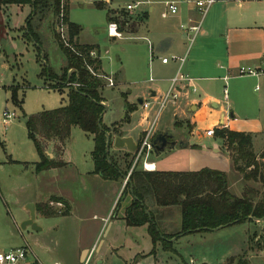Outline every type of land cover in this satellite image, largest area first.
<instances>
[{
  "label": "crops",
  "instance_id": "0c3cea01",
  "mask_svg": "<svg viewBox=\"0 0 264 264\" xmlns=\"http://www.w3.org/2000/svg\"><path fill=\"white\" fill-rule=\"evenodd\" d=\"M62 1L68 7L69 22L75 24L69 18V0ZM188 1L189 3H187ZM195 1L201 0H134V5L136 3L148 5L144 9L137 10L134 14L135 10L126 11V7L131 4L125 6V10L122 12L130 14L132 17L145 16L142 21H139L136 33L126 34L122 32L120 40L125 37L136 36L142 31L143 34L139 39L146 43L148 52L146 74L143 72L131 75L127 69H123V63L120 62L115 71L107 73L102 49L96 41H84L82 38L83 28L81 25L75 24L82 28V32L75 43L79 46L96 47L98 53L96 56L100 63L98 72L111 77L114 81L113 88L109 89L104 86L101 91L105 100L103 103L105 111L101 119L102 125L110 128L112 125L118 124L116 128L123 138L139 141L143 131L150 126L157 115L158 107L153 108V105H157L160 98L169 89L170 79L179 70L177 62H169L163 65L161 60L171 57L182 58L186 53L187 37L180 30V25H192L198 20V14L192 5V2ZM82 2L84 4L82 3L81 6L86 3L94 7L97 3H104L103 8L106 9V12L111 13L113 17H117L119 14L117 10L109 7L112 0H82ZM167 2L177 3L178 14L166 19L161 18L169 22L163 24V30H160L163 31L160 32L162 37L160 40L166 46V52L158 55L155 53L154 45H150L149 41L146 42L151 33L147 14L154 12V8L151 6L153 5L162 7L161 15L165 10L164 4ZM11 7H16L22 17L18 23V25H22L16 28L18 31L25 26V20L31 11L26 6H8L0 10V49L8 41L12 44L14 37L10 35L16 34L14 32L16 30L10 28L6 20V13ZM206 20L208 21L207 26L204 27ZM204 22L201 33L195 38L193 47H191L184 64L180 68L182 74L194 81L189 84V93L186 96H181L176 106H168L158 115L154 138L166 135L167 146L162 153L154 154L152 152L146 162L154 167V171L159 172L188 173L198 172L202 169L222 172L227 176L229 191L240 197L243 182L241 177L232 170L228 153L224 148V141L218 138L221 147L212 144L213 147L210 148H201V146L206 139L209 141L215 138V135L213 137L205 135V132L211 128L214 130L223 128L250 135L257 133L255 125L258 123L254 122H258L261 114H264L262 101L264 94V0H218L207 12ZM108 23L105 14V25L101 30L104 31L108 39L117 40L108 37L106 31ZM92 33L95 34L96 32ZM46 38L52 46L53 54H59L55 44L51 41V37L46 36ZM136 38L138 39V37ZM46 51L49 60L48 52L50 49ZM105 53L107 54L106 51ZM240 68H249L261 73L257 77L239 76ZM241 80H248L249 84L243 86L239 83ZM258 86L259 89H257ZM192 88L196 91L192 92ZM224 90L226 96L223 94ZM260 90H263V93L257 94L254 100L249 97V94L257 93ZM105 91H109L111 94L104 97ZM66 93L67 89L62 92L65 96ZM143 103H149L150 107L143 109L141 107ZM61 105L64 104L61 103ZM127 106L132 108L133 112L129 113ZM109 111L112 113L113 119L108 125H105L103 120ZM125 116L126 119L123 121ZM245 118L250 120V123H254L247 125L250 127L249 129H243L239 126V119L245 120ZM262 120L258 132L261 134L257 143V150L259 151L258 153L255 151L257 155L264 148V119ZM176 121H180L182 124H178ZM189 126L191 128L190 133ZM197 132H199L198 136H196ZM115 137V135L111 136L112 141L108 154L122 167L121 157L130 153L124 149L117 150L113 147L112 142ZM255 142L256 140L253 139V149ZM171 143L174 144L173 147H170ZM49 144L52 148L49 147ZM2 145L0 146L1 149ZM55 147L56 143H48L45 146V155L49 160L63 162L61 158L65 151V145L61 156L55 153ZM194 148L199 149V151ZM63 163L65 164L63 167L41 173L35 172V164L26 166V169H29L26 170L25 175L27 182L20 194L22 210L25 212L23 221L28 218L25 208L29 204L34 205L35 223L39 222L38 219H55L58 221L55 229L53 228L56 231L53 253L57 257L56 253L63 249L71 257L70 261H61L60 264H81L86 252L89 253L91 250H93L92 264L97 260L102 261V264H111L113 258L122 264H135L138 260L147 259H151L152 264H223L227 259L242 254H245L249 264L258 260L264 261V221L257 220L214 231L181 236L178 240L171 241L174 244L176 254L163 252L158 248L155 255H150L152 244L146 227L129 228L125 226L123 221L124 212L130 204L129 197L122 195L125 187L124 179L111 182L93 175L92 161L91 164L85 165ZM139 164L141 166V162ZM5 165L11 164L0 163V170H3ZM135 165L132 163L131 168ZM53 199L61 200L66 204L70 210L67 217L40 216L36 212L37 203ZM121 202L123 203L121 204ZM41 231L42 229L39 232ZM119 232H122L134 244V250L128 260L123 257L124 247L118 243ZM252 235L256 236L255 240L263 243L260 245V248H263L260 252L250 250L249 237ZM145 236L148 242L141 246L140 239L144 241ZM194 237L198 239L196 240ZM199 247L210 249V253H213L216 248L224 247V249L218 251L216 258H212L213 262L210 263L206 259L207 256H211L210 253H200L201 255L195 258V250ZM257 248H259L258 245ZM183 251L186 253L183 254Z\"/></svg>",
  "mask_w": 264,
  "mask_h": 264
},
{
  "label": "trees",
  "instance_id": "16d2710c",
  "mask_svg": "<svg viewBox=\"0 0 264 264\" xmlns=\"http://www.w3.org/2000/svg\"><path fill=\"white\" fill-rule=\"evenodd\" d=\"M101 5L97 3L95 8L103 10ZM8 6H26L31 9L21 31L23 39L33 45L37 56L41 58L42 54L45 66H41L39 77L44 79V84L51 90L62 93L67 89L64 105L54 110L41 111L25 119L28 137L39 157L35 172L41 173L65 165L61 161L49 160L44 152L45 146L51 142L56 143L55 153L61 156L63 147L70 138L71 129L78 128L92 138V174L104 181L118 182L124 179L135 156L124 154L121 157V167L105 152L106 134L110 137L122 136L116 128L118 124L107 128L101 122L105 111V100L101 91L105 83L87 69L90 67L95 75H102L98 72V57H89L90 52H96V47L79 46L75 43L82 28L69 22L68 7L62 0H0V10ZM121 13L127 16L126 13ZM144 17L137 16L119 21L106 12L107 22L118 23L117 26L121 29L127 27L126 33L129 34L136 33L139 21ZM49 20L51 41L61 57V67L57 73L47 63L46 46L49 40L42 33L44 24ZM61 24L66 28L67 46L57 33ZM72 83H77L78 88H70L68 84ZM11 91L12 103L21 108V102L15 94L16 89L11 88ZM127 110L129 113L133 112L128 106ZM125 119L126 116L123 121ZM214 135L224 141L232 170L241 177L243 190L240 197L229 191L227 176L224 173L210 169L188 173L146 172L137 169V165L130 173L122 194L130 199L123 221L129 228L146 227L152 244L150 255H155L158 248L163 252L176 254L171 240H178L181 236L242 225L251 220L264 221V148L257 155L250 134L217 129ZM53 201L66 205L61 200ZM44 213L47 217L56 216L50 209L47 211L44 208ZM66 214L68 209L62 216ZM223 264L249 262L245 259V254H242L227 259Z\"/></svg>",
  "mask_w": 264,
  "mask_h": 264
},
{
  "label": "rangeland",
  "instance_id": "374dc122",
  "mask_svg": "<svg viewBox=\"0 0 264 264\" xmlns=\"http://www.w3.org/2000/svg\"><path fill=\"white\" fill-rule=\"evenodd\" d=\"M133 1L134 0H112L111 6L109 7L119 12L118 16L115 18H118L119 21L123 19L128 20L129 18H136V16L132 17L130 14L125 16L120 13L125 10V6L127 4H131V6L134 5ZM217 2L218 0H216L215 4ZM69 3L70 21L81 25L83 28L82 38L84 41L93 40L96 41V43L100 46L102 49V56L105 57L103 62L105 63V71L107 73L115 71V69L119 67L120 62L123 63V69H127L131 75L143 72L146 74L148 52L146 43L139 39V37L141 38L143 34L142 31H140L136 36H129L123 38L122 40L117 39L113 41L108 39L104 31L101 30V28L105 25L106 9L97 10L93 5H88L86 3L84 6H81L83 3L82 0H69ZM101 4V6L104 5V3ZM135 5H137V8L133 14L137 12V10L148 7V5H143L141 3H136ZM151 6L154 8V12L152 14H147L149 18V30L151 33L148 35L149 39L147 38L146 42L149 41L150 45H154V50L156 51L154 52L160 55L161 53L166 52V46L160 40V38H162L160 36V32H163L160 30H163V24H166L169 21H164L161 19L160 11L162 10V7L153 5ZM6 14L7 24L10 28L16 30L19 25H22H18L22 17L19 15L16 7H11L8 9ZM131 20L133 21L134 19ZM49 22L50 20L44 24L42 33L44 36L51 37V33L48 31ZM207 22V20L204 22V27L207 26ZM127 29V27L122 29L119 28V31L121 34H123L126 33ZM19 31L16 30L14 31L16 34L10 35L14 37L12 44L10 41H8L3 45L2 49H0V142L3 144L2 149L0 148V163L11 164L5 165V168L0 170V250H9L27 245L31 248L36 257L44 261L46 264H51L56 261L60 263L61 261L68 262L70 261L71 257L63 249L56 253L57 257L53 253L54 239H56V231L54 229L58 224L57 220L38 219L39 222L35 224L37 227H41V232H33L30 227L26 228L25 230H21L20 228L21 224L24 222L22 219L25 213L22 210V200H20V194L24 190L25 183L27 182V178L25 181V175L26 170L29 169H26V166H32V164H36L39 161L35 147L28 137V133L25 128V119L26 117L35 115L41 111L57 109L60 107L61 103L65 104L66 96L65 94L58 93L55 90L47 89L45 87L46 85L44 84V79L39 77L41 66H44V63L42 62L41 58L37 56L33 45L26 42L23 39V33H21V30ZM94 31L96 32L95 34L92 33ZM136 37H138V39ZM192 45L190 46L187 55L189 54L191 47H193ZM49 46L50 42L47 43V48L50 49L48 52L49 60H47V63L49 67L57 73L61 67V57L59 54L54 55L53 50L51 49L52 46ZM187 46L188 42H186V48ZM239 83L243 86H247L249 81L241 80ZM11 88L16 89L15 94L18 101L21 102V108L15 106L12 103ZM120 89L124 91V89ZM257 89H259V86ZM109 91H105L103 96L108 97L111 94ZM262 91L263 90H260L257 93H251L252 96L249 94V97L254 100L257 94L263 93ZM262 101L264 103V94ZM156 107L157 105H153V108ZM5 109L15 113V119L9 123L7 127H4L1 124V114ZM111 114L112 113L109 111L104 117L103 123L105 125H108L111 119H113ZM262 119H264V114H261L258 122L253 121L254 123H258L255 125V130L257 133H252L251 135L253 139L256 140L254 151L257 153L259 151L257 150V143L261 138V134L258 132L263 122ZM176 123L182 124L180 121H176ZM254 123H250V120L246 118L245 120L239 119V126H241L243 129H249L250 127L247 125ZM190 131L191 128L189 126V133ZM198 134L199 132H197L196 136H198ZM92 144L91 137L82 133L78 128H72L70 138L65 144V151L61 160L71 164H91L90 152L93 148ZM211 144L221 147V142L217 137H215L209 141L206 139L204 143H202L201 148L213 147ZM49 147L52 148L50 144ZM196 150L199 151V149ZM197 155H199V153H197ZM10 160L14 163H11ZM137 167V169L143 170L142 164L141 166L139 164ZM56 203L57 202H54L53 200H46L45 202L37 203L35 210L40 216H45V208L47 211L50 209L51 211L55 212L56 217H67L70 214L69 208H67L66 205L57 207ZM122 203L123 202H121V204ZM66 209H68V214L62 216L63 213L66 212ZM254 235L249 237L251 245L250 250L260 252L263 250V248H260V245H263V243H260L259 240H255L256 236ZM117 238H119L118 243L122 244L124 247L123 257L125 260H128L134 250V244H132L128 237L124 236L122 232L118 233ZM194 238L196 240L198 239L197 237ZM145 242H148L146 236L144 241L140 239L141 246ZM256 244L259 246V248H257ZM223 249L224 247L216 248L214 249L213 253H210V249L206 247H199L195 250L194 254L195 258H198L201 255L200 253H210L211 256H207L206 259L212 263L213 259L216 258L215 256L217 255V252ZM185 253L186 251H183V254ZM111 264L122 263L116 258H113ZM135 264H152V260H138L135 262ZM253 264H264V261H254Z\"/></svg>",
  "mask_w": 264,
  "mask_h": 264
},
{
  "label": "built area",
  "instance_id": "2783aa9c",
  "mask_svg": "<svg viewBox=\"0 0 264 264\" xmlns=\"http://www.w3.org/2000/svg\"><path fill=\"white\" fill-rule=\"evenodd\" d=\"M216 0H201V1H195L192 2V5L194 9L196 10L198 14V20L194 22L192 25H180V30L186 35L187 37V50L182 58L177 57H171V58H164L161 60V63L163 65L168 64L169 62H177L179 65V70L175 74L174 77L170 79V86L168 91L164 94L163 97L160 98V100L157 103L158 112L156 117L154 118L153 122L150 124V126L145 129L142 133L141 138L139 139V145L138 149L134 154V160L133 164L137 165L139 162L142 164L143 171L146 172H152L154 171V167L152 166V169L147 168L149 163L146 162L148 156L152 153V140L154 139L155 134V124L158 115L160 112L164 109H166L168 106H176L178 100L181 98V96H186L189 93V84L193 83V79L189 78L187 75H184L180 72L181 66L184 64L186 60L187 52L194 42L195 38L201 33L202 24L204 21V17L206 16L207 12L211 8L213 4H215ZM189 3V1L187 2ZM138 5V4H137ZM137 5H129L126 7L127 12H131L136 9ZM165 10L161 13L160 17L162 19H166L168 17H174L178 14V6L177 3L174 2H167L164 4ZM107 35L110 38L113 39H120L122 37V34L119 31V28L116 23H108L106 26ZM57 33L61 39V41L64 43L65 46L67 42V35H66V28L64 25H60L57 28ZM89 57L92 59L97 58L95 52H90ZM88 71L98 79H102L105 83L106 88H113L114 87V81L109 76L104 75H95L92 72V69L90 67H87ZM71 71H69L70 73ZM239 76H249V77H257L261 72H256L255 70L249 69V68H240L239 69ZM68 86L72 89H77L78 84L72 83L68 84ZM47 89H49L48 86H45ZM192 92H195L196 90L194 88L191 89ZM224 96H226V91H223ZM143 109H148L150 107L149 103H143L141 105ZM15 119V113L10 112L7 109H5L1 114V124L4 127H7L9 123H11ZM223 129V128H220ZM214 128L208 129L205 132V135L207 137H213L214 136ZM135 165V166H136ZM134 166V167H135ZM134 167L130 168L129 172L127 173L126 177L124 178V185H126L128 181V177L130 176V173L134 169ZM57 207H62L63 205L61 203H56ZM92 255L93 250H91L83 263L81 264H92ZM0 264H45L43 263L36 255L33 253L30 247L27 245L18 247V248H12L9 250H0ZM51 264H60L59 262H53Z\"/></svg>",
  "mask_w": 264,
  "mask_h": 264
},
{
  "label": "water",
  "instance_id": "95a60500",
  "mask_svg": "<svg viewBox=\"0 0 264 264\" xmlns=\"http://www.w3.org/2000/svg\"><path fill=\"white\" fill-rule=\"evenodd\" d=\"M41 60H42V54H41ZM44 66H45V63H44ZM139 104H141V102H139ZM166 138H167L166 135H164V136L156 137V138H154L152 140L151 148H152V152L154 154L162 153L165 150V148L167 146ZM111 141H112L111 137L108 134H106V146H105L106 154H108L109 146H110ZM112 145L117 150H123L124 149L130 154H135V152L138 149L139 141H134L132 138L115 137V138H113ZM173 146H174V144L171 143L170 147H173ZM130 193H132L131 190H130ZM25 210H26V212L28 214V218H27L26 221H24L21 224V226H20L21 230H25L26 228L30 227V229L33 232H39L40 228L37 227V225L35 224L34 205L33 204H29L25 208ZM211 231H214V230H211ZM171 241H174V239L171 240ZM87 254H88V251L86 252L84 258L81 261V263L84 262ZM94 264H102V261L97 260V261H95Z\"/></svg>",
  "mask_w": 264,
  "mask_h": 264
},
{
  "label": "bare ground",
  "instance_id": "6f19581e",
  "mask_svg": "<svg viewBox=\"0 0 264 264\" xmlns=\"http://www.w3.org/2000/svg\"><path fill=\"white\" fill-rule=\"evenodd\" d=\"M147 168H149V169H152V167H151V166H148Z\"/></svg>",
  "mask_w": 264,
  "mask_h": 264
}]
</instances>
